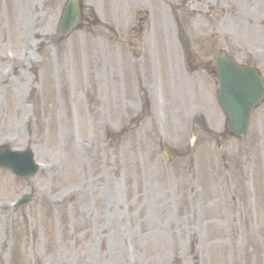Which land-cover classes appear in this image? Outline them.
Masks as SVG:
<instances>
[{
	"label": "rangeland",
	"instance_id": "rangeland-1",
	"mask_svg": "<svg viewBox=\"0 0 264 264\" xmlns=\"http://www.w3.org/2000/svg\"><path fill=\"white\" fill-rule=\"evenodd\" d=\"M148 1V0H143ZM191 4L187 7H190L191 10H194L193 12L201 11L205 16L210 17V19H206L209 23L212 24L213 32H216L217 35L222 34V30H225L224 23L221 24L220 27H217L216 24L218 22V14H212L210 13L211 10H214L216 12L220 11L219 1L216 0V5L212 7L211 10H206V6L209 5L208 0H190ZM150 3L152 1L150 0ZM153 4V3H152ZM227 9L229 12V18L226 19V21H233L235 24V32H233L231 36V40L227 41V43H224L222 47L226 48L230 52H233L237 54L238 56L243 55L240 51L234 49L231 44L236 46L234 42H236L239 46L240 44H244L247 42L250 43L251 46L257 47L260 42H264V21L260 24V26L257 28V30H261V37H256L254 41L249 40L245 36L246 33V22L249 23L256 22V16L262 15L264 11V5L260 4L259 2H255V0H231L227 3ZM95 5V2L91 3V6ZM157 8V6H156ZM142 8L135 9L133 13V17L137 14V10H140ZM144 9V8H143ZM246 9L252 10L254 14V18L248 17L246 13ZM162 16L163 13L160 12L157 14V18L159 16ZM91 19V18H90ZM242 20L243 24L240 23V20ZM16 19L14 16H9V22H8V40L10 45L12 46H19L20 38L19 36H23V29L22 32L19 27H16L17 24H15ZM56 21V19L54 20ZM135 22V21H134ZM204 22H206L204 20ZM102 23H105L104 25H97L94 21L91 20V22H88L86 26H83V28L72 35L71 39L61 48L59 47V57L62 54H70L72 55L76 61L77 64L84 63L87 65V69H91V82L87 84V87L83 90L84 93L88 96V100L90 102V123L92 125L93 129V137H90L89 133V126L88 125V119L87 117H84V115L80 119V126L82 130L78 131L79 136L81 139L86 140H93L96 139V149L94 152H91L89 154H82L81 158H77L74 155H72V145L70 142V135L72 136V132L70 130L69 123L65 121H60V119H64V115L59 112L56 113L54 119L46 120V122H43L45 127L47 128V146L41 145V149H46L45 154L39 153L41 159H45L48 161L53 160L55 153L57 151H64L57 153V157H55V160L49 164L51 166H59L56 172L52 173H45L44 171L41 173L39 178V183L42 184L41 186V192L37 195L33 194V200L32 203L29 205L27 209L24 211H21L20 214L17 216H6L3 218L0 222V258H4L7 255L8 251H18L20 254V259L17 264H42L41 263V257L45 255L47 259H49V263L46 264H57L61 261L59 260H53L51 259L53 255H60L62 258H64V264H109L110 260L112 259L114 253L112 252V248L107 247V243H104L102 245L101 251L97 252L95 249H88L86 246V239H87V233L86 235L82 236L83 234L81 232H76L74 235L76 245H73L71 242L66 243L60 239V235L57 232V228L59 225L64 222L66 218V211L67 209L74 207L79 208V205H77V201H74L73 196L71 195V192L78 188L80 192V198L79 202L80 204H85L83 201L85 198H87V195L83 193V186L86 187L87 180L91 177L96 178L92 180L94 181L96 187L100 186V183L105 184L103 172L111 173V175H116L121 171L127 179V187H129L128 192V199L126 204L123 206V209L125 211H128L130 213V218L132 219V223L134 226L136 225V222L139 220H145L141 223V228L144 230V225L148 224L149 222L145 219V214L148 212L145 207H142L143 204L148 203L149 205H155L157 208L154 209L155 211L159 212V215L157 216L164 226L169 225L170 223H173V219H176L174 221L173 228L175 230L184 231L188 225V223L185 221L189 218L185 217L184 219L182 216H176L172 212L170 199L172 197H178L180 194H185L187 190L190 188L191 179L190 174H188L187 171V159H188V148L189 145L191 146V138L194 137L192 135V129L197 127H188V126H181L180 127V133L177 137L171 138L170 145L173 148H185L186 149V155L182 162H176L174 164H167L161 159V153L159 151V142L161 139L153 133V130L150 125H143V117L138 118L137 120H133L135 124H137L141 128L140 133L135 135L132 131L128 132L126 135L123 136L122 139H116L114 136V133L117 131H114L110 129L108 132L106 127L103 125L104 123V116L105 111L103 109V99L104 94L101 93V91H104L106 94V90L103 89L105 85L104 81V74L105 71H107L109 68L116 67V64L114 63H105L103 55L107 52L109 49H115L119 48L116 40L112 36L115 32L120 33V28L118 26V23L114 20H102ZM207 23V24H209ZM131 28V26H130ZM128 30L129 32V38L133 35L132 30ZM204 24L201 26V30H203ZM252 30V29H251ZM256 30V31H257ZM256 31H253V34L256 33ZM0 43L4 44L6 38L4 37L5 32L2 28L0 30ZM237 33L240 34V37H236ZM204 41L207 43V38L201 37L197 38V47L201 49L203 52L206 50V45L203 47L199 42ZM233 41V43H232ZM212 46V44H211ZM210 46V48H211ZM238 47V46H236ZM215 51L211 53L210 58L213 56ZM2 59L0 60V67L2 63ZM259 68L264 70V65L259 64ZM210 83V79H207L206 77H203V85L207 88L208 84ZM116 84V82H115ZM170 88H172L171 84L169 85ZM173 89V88H172ZM101 93V96H100ZM210 95V94H209ZM7 104L10 102V97L12 94L10 92H7ZM210 97L208 96L207 99ZM110 99L112 103L110 104L112 107L116 105L118 100H124L125 97H123L121 94H116L114 91L110 92ZM133 99V98H132ZM4 102L3 99H0V102ZM26 103L24 101H21V105L24 106L23 112L19 111V113L22 114V118L16 119L14 121L13 126H11L12 129H9L7 133H3V131L7 130L6 127V120L1 119V126H0V143H10L15 148H21L23 144L25 143V139H27L26 136V127L27 125H32L33 122L29 117L30 109L26 108L28 105V100L26 99ZM15 108V107H14ZM11 109L10 104L7 106L4 105V111H9ZM148 116L150 113L147 114ZM216 117L219 116V113L217 110H214V114ZM140 114L136 112L135 109L128 112L127 115H124V118L122 120V127L126 128L128 125L131 124L129 121L130 119H133L135 117H139ZM21 120L23 122V125L21 124ZM34 121V120H33ZM209 121V119H208ZM182 122V121H181ZM183 123V122H182ZM184 124V123H183ZM252 129L251 133L249 135V139L252 138V142L254 143L256 141V144H264V142L261 139H264V116L259 115L256 118L253 119ZM59 128V132L56 133V128ZM209 126L211 129L216 131H221V128H217L213 126L211 120L209 122ZM10 128V127H9ZM16 129H20L21 132L24 133V140L20 143H14L13 141L18 138L20 133L16 132ZM105 129V133L103 130ZM109 135L113 136V139H109ZM131 138L130 142H128V138ZM197 140L196 142L198 145L193 146V149L196 151L197 157H200V159L203 161V165L201 167V173L204 174V172H215V168L213 167L214 162L219 160L221 158V154L228 152L230 153V156L235 155L238 153L241 149V143L236 141H226L223 143V151H220L219 149V143H216L215 138L212 139L211 136L206 135L199 130H197ZM145 138H147L148 142V148H149V155L150 157H158L161 160L162 163L155 169L156 172L159 175V179L162 180L163 189H161L162 192H160V196L154 198L152 196L151 192H139L138 196L135 192H133V186L134 183L132 182V179L135 175L140 174L141 172H144L148 176L149 184H157L160 185L159 179L154 180L153 174L150 171V161H145V153L147 152V144L145 143ZM195 138V137H194ZM108 140H111L112 143H109ZM195 142V143H196ZM169 144V143H168ZM173 144V145H172ZM244 144V143H243ZM242 144V145H243ZM38 146V144H36ZM192 147V146H191ZM264 149V148H263ZM136 157V160H134V156ZM261 154V153H259ZM76 162V165L74 168H72L74 163V160ZM79 159L85 161V163L82 165L79 162ZM132 160L134 162L132 163L131 170L129 175L126 171V166H128ZM181 163V165H179ZM166 165V166H165ZM256 165H258V173H259V191L261 194V203L262 207L264 209V151L262 152L261 158H258ZM171 168V169H170ZM74 170V172H73ZM171 171L180 172V175L175 174L173 177V182L176 184V188L173 192L168 191L169 185L165 182V175H170ZM11 179H9V177ZM8 183V184H6ZM38 183V184H39ZM109 183V182H108ZM17 188V190L12 189L13 187ZM28 182L23 183L19 181H15L10 175L6 173H0V203L3 201H10L14 200L16 197L22 194H26L27 190L29 189ZM200 186V184H198ZM88 193V190H87ZM57 195V200L49 199V202L45 200V197L47 195ZM81 199L83 201H81ZM87 200V199H85ZM54 207H52V205ZM34 207L37 208L38 213L34 209ZM91 208H94L91 206ZM119 209V208H117ZM182 210L180 207L178 211ZM88 211L89 210L88 207ZM181 212V211H180ZM151 218L152 215L149 212ZM84 215V214H83ZM3 216V215H1ZM85 217V216H84ZM156 218V217H155ZM239 221L241 222V226H243V217L239 215L237 217ZM263 218H264V212H263ZM152 220V219H151ZM118 222V226H120L121 219L118 217L116 220ZM229 225L232 223L228 222ZM262 231L261 236L264 237V220L262 222ZM112 229L108 230L106 232L107 240L113 239V234H111ZM171 231V230H168ZM166 232V239H168L169 232ZM57 234H58V240L57 241ZM147 237L153 238L152 234L148 235H140L139 237H135L133 235L134 244H136V250L137 253H139V243H146ZM221 237L217 236V242L215 243V246L217 244L220 245V247L223 250H227V242L220 240ZM155 240V239H154ZM62 241V242H60ZM31 244H35L38 246L39 251L33 252L30 248ZM119 248H122V242L121 237H119ZM73 246V247H72ZM214 246V247H215ZM107 247V248H106ZM178 247L180 251V264H189V258H190V250L188 247V244L185 239V233L180 232L178 236H175L172 242L169 244H166L165 246V252L161 250L157 245L154 243H147L145 246H141L140 249L143 251V257L139 260V255H136V264H176L173 260V253L174 248ZM253 242L252 239H250V242L248 244V247L246 249L252 248ZM7 249V250H5ZM105 250V251H103ZM104 252V254H103ZM193 254V252H192ZM64 255V256H62ZM261 254H259L260 256ZM264 255V253H263ZM26 258H30V262L26 261ZM224 262L222 264H233L228 258L223 260ZM255 264H264V261L257 260Z\"/></svg>",
	"mask_w": 264,
	"mask_h": 264
},
{
	"label": "bare ground",
	"instance_id": "bare-ground-1",
	"mask_svg": "<svg viewBox=\"0 0 264 264\" xmlns=\"http://www.w3.org/2000/svg\"><path fill=\"white\" fill-rule=\"evenodd\" d=\"M73 151H75V150H73ZM113 204H114V202H111L109 208H111V206H112ZM104 216H105V212L102 211L100 214H98L97 219H98L99 221H104Z\"/></svg>",
	"mask_w": 264,
	"mask_h": 264
}]
</instances>
